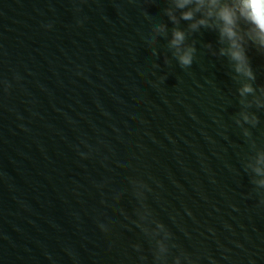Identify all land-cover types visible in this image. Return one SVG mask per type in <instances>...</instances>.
<instances>
[{
    "label": "water",
    "instance_id": "1",
    "mask_svg": "<svg viewBox=\"0 0 264 264\" xmlns=\"http://www.w3.org/2000/svg\"><path fill=\"white\" fill-rule=\"evenodd\" d=\"M167 7L0 0V264H159L161 244L164 264H264V188L245 167L264 108L238 92L264 96V55L245 45V81L217 32L181 20L182 69ZM144 192L153 216L137 215Z\"/></svg>",
    "mask_w": 264,
    "mask_h": 264
},
{
    "label": "clouds",
    "instance_id": "2",
    "mask_svg": "<svg viewBox=\"0 0 264 264\" xmlns=\"http://www.w3.org/2000/svg\"><path fill=\"white\" fill-rule=\"evenodd\" d=\"M167 2L165 14L168 22L173 25L168 47L182 69L191 67L196 49L191 46L185 47L186 34L179 27L181 20L187 24L190 32H197L201 28L217 32L219 42L226 45L221 48V55L229 59L235 75L243 77L245 81L255 80L245 45H252L258 53L264 55V0H167ZM167 35V24L154 26L151 44L156 42L157 37H167ZM238 92L245 98L241 101L244 108L252 106L264 108V96H257L256 89L251 83H243ZM249 96L253 99L247 100ZM235 122L241 127L244 124L256 127L259 120L254 114L242 111ZM243 135L248 137L251 133L245 129ZM245 167L254 177L260 178L252 181L254 186L264 188V150H257L254 156H250ZM143 186L145 189V185ZM134 197L137 200L135 195ZM146 199L144 192L143 202L138 201V208L142 211L137 212V215L153 216L146 205ZM157 224L168 236L172 235L164 224L158 221ZM135 226L141 232L144 231L139 224ZM164 251L161 244L154 255V259L159 264H164L160 256Z\"/></svg>",
    "mask_w": 264,
    "mask_h": 264
}]
</instances>
